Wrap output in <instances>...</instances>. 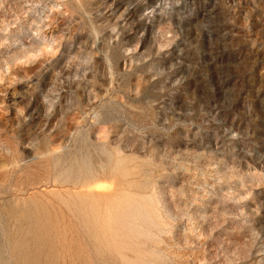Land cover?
Wrapping results in <instances>:
<instances>
[{"label":"rangeland","instance_id":"374dc122","mask_svg":"<svg viewBox=\"0 0 264 264\" xmlns=\"http://www.w3.org/2000/svg\"><path fill=\"white\" fill-rule=\"evenodd\" d=\"M15 209L49 264H264V0H0L1 262Z\"/></svg>","mask_w":264,"mask_h":264},{"label":"bare ground","instance_id":"6f19581e","mask_svg":"<svg viewBox=\"0 0 264 264\" xmlns=\"http://www.w3.org/2000/svg\"><path fill=\"white\" fill-rule=\"evenodd\" d=\"M4 224L7 230L5 241L11 249V259L7 262L0 261V264H49V250L52 246L50 235L63 227L64 222L62 223L60 218L38 214L30 209H15L10 211ZM80 224L81 229L93 230L96 227L93 219L83 216L80 218ZM12 226H15L14 232L10 230ZM72 226L65 224V227ZM1 251L2 248L0 260Z\"/></svg>","mask_w":264,"mask_h":264}]
</instances>
